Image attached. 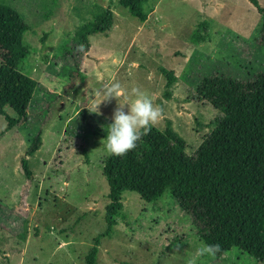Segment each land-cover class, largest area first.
<instances>
[{
  "label": "rangeland",
  "instance_id": "374dc122",
  "mask_svg": "<svg viewBox=\"0 0 264 264\" xmlns=\"http://www.w3.org/2000/svg\"><path fill=\"white\" fill-rule=\"evenodd\" d=\"M256 1L264 7V0ZM2 2L28 26L20 70L38 87L26 121L5 131L0 116V264H86L92 247L93 264H186L202 241L193 238L189 217L167 192L149 203L122 193L115 225L103 235L102 140L117 101L101 104V115L87 108L113 82L128 91L139 87L164 109L154 128L163 131L168 121L191 155L220 116L196 99L199 80L208 74L242 80L264 71L254 7L247 0H147L140 21L118 0H59L54 7L48 0ZM106 9L113 15L109 30L88 37L87 46L80 43L76 30ZM201 22L209 39L193 44L190 36ZM160 68L173 73L171 87L165 88ZM3 110L16 118L8 106ZM38 132L39 147L26 157L27 180L19 162ZM207 264L261 263L231 249Z\"/></svg>",
  "mask_w": 264,
  "mask_h": 264
},
{
  "label": "trees",
  "instance_id": "16d2710c",
  "mask_svg": "<svg viewBox=\"0 0 264 264\" xmlns=\"http://www.w3.org/2000/svg\"><path fill=\"white\" fill-rule=\"evenodd\" d=\"M58 1L48 3L54 7ZM146 1L118 0V5L144 21L147 13L142 5ZM247 1L259 16L255 41L264 49V7L256 0ZM43 15L44 19L51 16L50 12ZM112 21V12L106 9L80 26L76 37L87 46L88 37L104 34ZM27 30L22 15L0 0V116L6 122L5 131L26 121V110L38 87L20 70L28 55L22 44ZM205 30L206 23L201 22L190 42L208 41ZM159 71L165 88L171 87L175 82L173 73L161 68ZM194 92L196 99L208 103L220 116L191 155L184 153V142L167 121L163 131L152 127L126 155L107 154L103 159L101 174L108 187L103 235H109L115 225L122 193H135L149 203L167 192L189 217L197 237L204 243L221 246L217 256L235 249L264 264V71L242 80L208 74L199 80ZM5 106L16 118L4 112ZM81 120L85 125L84 116ZM39 144L38 132L19 162L27 180L31 172L26 157ZM95 253L96 247H92L86 264H93Z\"/></svg>",
  "mask_w": 264,
  "mask_h": 264
},
{
  "label": "clouds",
  "instance_id": "9594fccd",
  "mask_svg": "<svg viewBox=\"0 0 264 264\" xmlns=\"http://www.w3.org/2000/svg\"><path fill=\"white\" fill-rule=\"evenodd\" d=\"M97 95L102 98L87 108L90 113L101 115L99 110L101 104L111 102L113 99L117 101L112 123L107 125V136L102 140L109 156L120 157L134 150L137 142L148 135L152 127L156 126L164 116V109L154 104L139 87H133L128 91L119 82H113L99 90ZM193 238L198 239L194 233ZM220 252L219 244L201 242L186 260V264H207L208 260L215 259Z\"/></svg>",
  "mask_w": 264,
  "mask_h": 264
},
{
  "label": "crops",
  "instance_id": "0c3cea01",
  "mask_svg": "<svg viewBox=\"0 0 264 264\" xmlns=\"http://www.w3.org/2000/svg\"><path fill=\"white\" fill-rule=\"evenodd\" d=\"M23 252H24V251L21 252L20 256L23 255ZM20 263H21V259H20V261H19L17 264H20Z\"/></svg>",
  "mask_w": 264,
  "mask_h": 264
}]
</instances>
